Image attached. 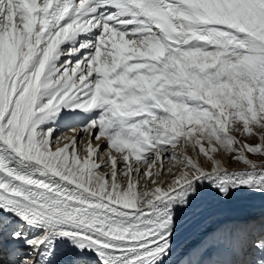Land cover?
<instances>
[{"label":"bare ground","instance_id":"bare-ground-1","mask_svg":"<svg viewBox=\"0 0 264 264\" xmlns=\"http://www.w3.org/2000/svg\"><path fill=\"white\" fill-rule=\"evenodd\" d=\"M175 1L170 6L182 33L167 41L139 19L130 31L135 36L128 38L118 29L120 20L105 22L95 32L99 24L93 17H71L63 11L58 31L44 35L49 58L42 52L34 55L30 48L34 30L40 33L38 14L32 16L20 0L14 5L9 0L0 12V118L7 116L3 125L8 130L0 124V222L9 221L12 233L22 223L25 232L19 238L0 234V264H41L56 240L69 243L59 248L55 264H137L150 256L156 264H197L194 249L218 231L227 240L215 251L226 264L238 256L251 264L254 255L256 264H264L262 251L254 254L245 248L238 230L234 232L238 223L264 216V166L252 162L249 168L230 169L221 144L229 134L231 115L225 91L236 89L235 97L246 106L236 77L262 74L264 41L256 30L264 32V0ZM163 22L177 32L165 12ZM79 37L83 40L76 43ZM84 46L89 51L79 56ZM178 94L194 106L187 116L178 109ZM37 104L42 106L35 113ZM137 105H151V122L145 128L151 136L148 148L176 139L191 144L187 152L170 153L169 159L186 166L175 183L171 175L158 177L159 162L140 190L136 179L131 184L126 180L124 189L116 171L121 153L118 159L117 154L102 153L113 140L99 136L90 142L91 133L102 125L94 119L98 109L109 113L115 106L105 118L107 126L122 119L116 108L133 116ZM197 109L206 116L201 127L194 121ZM71 120L89 123L81 131L78 124L69 125ZM22 122L28 131L19 139L15 131ZM48 122L57 130L35 139L36 127ZM208 123L221 140L204 131ZM150 196L147 206L140 205ZM24 256L28 259L21 260Z\"/></svg>","mask_w":264,"mask_h":264},{"label":"rangeland","instance_id":"rangeland-1","mask_svg":"<svg viewBox=\"0 0 264 264\" xmlns=\"http://www.w3.org/2000/svg\"><path fill=\"white\" fill-rule=\"evenodd\" d=\"M256 31H258L257 33L258 35H260L259 37L264 41V32L261 31L260 28H257ZM55 64L59 65L57 62ZM58 68L62 69L61 66H58ZM240 75L238 74V77L234 75V77L239 79V91L243 96L244 101L246 102V106L242 104L240 105L238 101L239 99H237L238 97L235 91L236 89L230 88L229 90L231 92L230 94H228V92L225 91V93L228 95L229 98L227 99V102H229V109L231 112L230 120L227 123V125L230 126L228 128L230 135L228 134L226 136L227 139L225 138L224 142L222 140L221 142L223 143L221 144H223L222 147L225 149L226 154L229 155L230 169L249 168L251 167L252 162L258 166H264V75L262 76L261 74L260 77L253 76L251 78L246 77L245 74H240ZM232 86L235 87V85ZM176 96L177 99L175 101H177L176 104L177 106H179L178 109L182 110L181 113L182 115L187 116V114H189L190 111L192 110L194 111L193 109L194 106L188 103L183 98L184 96H182V94H178ZM151 105H149L150 107L147 108H139V106L137 105L136 109L139 111H137L135 113L136 115L134 114L133 116L126 115L122 113L119 110V108H116L117 109L116 111H119L120 113L119 112L118 113L115 112V113H117L120 117L122 116L121 117L122 119L116 120L117 122L112 121L107 126L105 125L106 122L105 118L106 116H108L109 113L114 112L112 111V109L115 106L114 107L112 106V109L110 107L109 113L108 111H106L107 109L105 110L106 112L104 111V109H100L94 116V119L97 120L98 125L100 122L102 123V125L101 126L99 125L96 131L91 133L90 142H95L96 140H98L99 136L105 139L107 137L110 139V141L113 140L107 143L106 146L104 145L102 153H104L105 155L104 157L106 156L109 157L111 153L113 155L117 154V159L118 156L120 155L119 153H121L122 157L117 160L118 165L116 167V171L117 173H119L120 184L122 183L121 185L122 188L124 187V189L127 188L126 186H128L129 184L128 182H126V180H130V184H131V180L136 179L135 184L137 186V189L140 190V188L143 187V183L149 180L153 175V173L154 174L156 173L155 172L156 166L157 163L159 165V162L162 163L161 164L162 170L159 169V172L157 171L160 175L158 177L165 178L171 175V180H172L171 182L175 183L176 180H178L181 176L184 175L182 170L186 166H181L180 164L177 165V162H175L172 159H169L170 153L175 150L176 151L183 150L182 152H187V149L191 148V144L189 145V143H187L188 144L187 145L186 141L184 140L181 141L179 139H176L174 141L170 140L160 146L155 145L149 147L150 149L148 148V145L150 144L151 136H148V134H146L147 131L146 129L149 123L151 122L152 113L149 112ZM154 106L157 107L156 109L160 110V112L164 111L163 107H161L160 105L157 106V104H155ZM205 117L206 116L203 114L202 110L197 109L195 111L194 121L197 122L198 125L200 124L201 127L205 120ZM41 123L43 124L44 122ZM41 123L39 124L38 127H36L37 129L38 128L39 129L37 130L38 133L35 134L34 137L35 139L44 135L46 132H48V130L55 129V125L51 126L52 122L45 123L43 127H40L42 126ZM208 124L203 125L204 131L206 133H212L213 136L215 137V140H219V139L221 140V138L218 136V133L214 131L215 130L214 125L210 123ZM85 126L87 125H83V130L86 129ZM75 127L80 128L79 125ZM32 129L33 128H31L30 130ZM55 130H57V128ZM150 132L152 133V129H150ZM86 134L87 131L85 130L84 135H82L81 137V139H83V142L87 141V139L85 138ZM29 135H31V132L29 133ZM60 136L61 135L58 134L56 139H59ZM118 141H120V143H118V145H115L117 144L116 142ZM218 144L220 146V143ZM145 147H147L148 150ZM159 152L161 154L165 153V155L158 156ZM99 159L100 158H98V160ZM168 161H170L171 163H169ZM120 162L122 163L120 164ZM152 162H154L153 167L150 166ZM166 162L168 163L169 166L163 168V165ZM104 168L105 167H101L100 170H103ZM129 175L130 178L126 179ZM117 181L119 182V179H117ZM125 183L128 184L124 186ZM120 196L123 199H127V198H128L127 200L130 199L129 195L124 191L120 192ZM153 197L150 196L149 198L147 197L144 200L139 201L140 205L147 206V204H149L153 200ZM263 219L264 216L256 219L245 220L243 223H238L239 225H237L234 228V232L238 230L241 236V243L245 248L247 249L252 248L253 250L255 248L254 245L256 243H258L257 244L258 247L260 246L259 250L262 251L261 248H264V232L261 231L262 227H264L262 222ZM9 225L10 222L7 220H5L4 222H0V234L2 233L5 235L9 231L8 229ZM256 225H258L257 227L259 228H256L255 227ZM23 227L24 225L22 223L18 225L15 231H13V235L11 234V236L16 238L23 236L25 233V232L23 233L22 231ZM221 240L222 241L227 240V237H223V232L218 231L217 234H212L207 239L206 242L196 247L194 249L193 254L195 256V261L197 262V264H201L202 263L201 260L205 258L208 261L202 264H219L222 260L216 254L215 247H217V245L220 244ZM247 245H249L250 247H247ZM241 251H239V254ZM31 253L32 251H30L29 254ZM263 254L264 253L262 251V258L264 257ZM249 255L248 256L251 257V254ZM254 257L256 258V255H254ZM22 259L23 260L28 259V256H24L21 258V260ZM199 260L201 263L199 262ZM17 263H19V261ZM83 263L86 262H83V260H81L77 264H83ZM181 264H186V263L183 262ZM222 264H226V262L222 261Z\"/></svg>","mask_w":264,"mask_h":264}]
</instances>
